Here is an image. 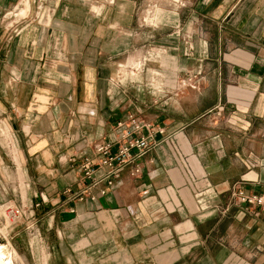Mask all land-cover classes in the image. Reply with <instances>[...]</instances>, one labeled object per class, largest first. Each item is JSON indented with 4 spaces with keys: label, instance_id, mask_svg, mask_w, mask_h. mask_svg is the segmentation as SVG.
Returning <instances> with one entry per match:
<instances>
[{
    "label": "crops",
    "instance_id": "1",
    "mask_svg": "<svg viewBox=\"0 0 264 264\" xmlns=\"http://www.w3.org/2000/svg\"><path fill=\"white\" fill-rule=\"evenodd\" d=\"M110 1L29 0L16 19L23 0H0V112L20 202L40 205L12 238L44 264H264V210L233 204L264 194V0ZM130 115L153 146L91 184L81 159ZM11 160L0 146L1 202Z\"/></svg>",
    "mask_w": 264,
    "mask_h": 264
},
{
    "label": "built area",
    "instance_id": "2",
    "mask_svg": "<svg viewBox=\"0 0 264 264\" xmlns=\"http://www.w3.org/2000/svg\"><path fill=\"white\" fill-rule=\"evenodd\" d=\"M40 2V0H37ZM178 3H184L185 0H174ZM182 1V2H181ZM113 3V0L112 2ZM154 4L151 8H155ZM200 74H187L179 85L181 89L200 90L202 79ZM150 125L143 123L136 115H130L124 120H120L115 125L114 136L107 140H98L94 142V153L97 158L85 155L81 159L80 169L83 175L91 180V184L96 185L101 180H106L109 186L114 184V178L119 176L121 169L128 163L141 157L153 146V143L146 136L142 135V130ZM115 149V150H114ZM76 161V157L71 159ZM104 171L102 177H97V173ZM140 172L137 167L133 175ZM233 204L245 205L246 208L264 210V194L249 193L244 188L238 187L233 192ZM7 210L15 219H21L25 210L19 207L8 206Z\"/></svg>",
    "mask_w": 264,
    "mask_h": 264
},
{
    "label": "rangeland",
    "instance_id": "3",
    "mask_svg": "<svg viewBox=\"0 0 264 264\" xmlns=\"http://www.w3.org/2000/svg\"><path fill=\"white\" fill-rule=\"evenodd\" d=\"M18 11L23 12L24 9L23 11L22 9H19ZM23 13H18V17L16 19L26 16L28 12L24 13L26 15H24ZM5 116L6 114L4 112H0V146L3 149L7 150L8 153L12 156V165L11 168L7 170L8 173L5 175L7 183L6 186L9 190L4 191V194L2 193L3 201H0V242L5 244L7 247L9 246L8 248H14V250L16 251V253H14L16 264H44L46 261L45 256H43L42 259H39L38 257L37 260V257L35 256L25 255V253H21L27 242V235L19 236L17 240L12 238L14 236V232H12V229L17 224L31 222L30 225H28V228L34 226L38 217L37 208L40 205L28 207L23 202H20L22 200L24 201V198H26V184H28V182L23 174L21 161L19 159L18 153L20 150L17 143L18 135L14 130L11 129L8 123H6ZM8 206L19 207L26 212L21 219H15L7 210ZM31 229L27 232L31 233V231H34Z\"/></svg>",
    "mask_w": 264,
    "mask_h": 264
},
{
    "label": "bare ground",
    "instance_id": "4",
    "mask_svg": "<svg viewBox=\"0 0 264 264\" xmlns=\"http://www.w3.org/2000/svg\"><path fill=\"white\" fill-rule=\"evenodd\" d=\"M110 2H112V0ZM29 4H30L29 0H23V5L22 6H23L24 11H23V9H22V11L24 13L25 12H29V8H30ZM21 7H19L18 10ZM23 12H19L18 11L17 13L21 14ZM24 15H26V14H24ZM8 247L5 244L0 242V264H16L15 258H14L15 257L14 253H16V251L14 250V248H8Z\"/></svg>",
    "mask_w": 264,
    "mask_h": 264
}]
</instances>
